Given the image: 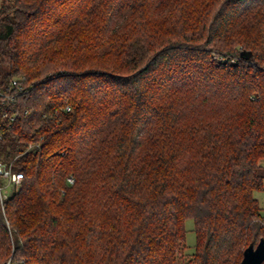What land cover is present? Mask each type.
<instances>
[{
	"label": "trees",
	"instance_id": "obj_1",
	"mask_svg": "<svg viewBox=\"0 0 264 264\" xmlns=\"http://www.w3.org/2000/svg\"><path fill=\"white\" fill-rule=\"evenodd\" d=\"M0 89V264H182L188 218L195 264L264 238V0H0Z\"/></svg>",
	"mask_w": 264,
	"mask_h": 264
},
{
	"label": "built area",
	"instance_id": "obj_2",
	"mask_svg": "<svg viewBox=\"0 0 264 264\" xmlns=\"http://www.w3.org/2000/svg\"><path fill=\"white\" fill-rule=\"evenodd\" d=\"M22 78L16 77L13 80V85H16ZM10 95L5 91L0 89V104L5 102ZM3 136L2 128L0 125V139ZM15 159L10 161L1 159L0 160V202L3 205L5 200H7L14 191H17L23 181H24V172L15 169ZM70 182H73V178H69ZM4 264H21L20 262L12 261L10 257Z\"/></svg>",
	"mask_w": 264,
	"mask_h": 264
},
{
	"label": "rangeland",
	"instance_id": "obj_3",
	"mask_svg": "<svg viewBox=\"0 0 264 264\" xmlns=\"http://www.w3.org/2000/svg\"><path fill=\"white\" fill-rule=\"evenodd\" d=\"M261 163L264 164V159L261 160ZM262 172L264 173V167H262ZM74 182V181H73ZM255 196L259 199L260 205L262 207V215L264 216V186L261 190L255 191ZM186 249L182 251V254L180 255V261L182 264H195L192 262L193 259V253L195 251V245H196V234H195V223L193 218H188L186 220Z\"/></svg>",
	"mask_w": 264,
	"mask_h": 264
},
{
	"label": "water",
	"instance_id": "obj_4",
	"mask_svg": "<svg viewBox=\"0 0 264 264\" xmlns=\"http://www.w3.org/2000/svg\"><path fill=\"white\" fill-rule=\"evenodd\" d=\"M264 261V238L255 246L250 244L245 250L241 264H262Z\"/></svg>",
	"mask_w": 264,
	"mask_h": 264
}]
</instances>
